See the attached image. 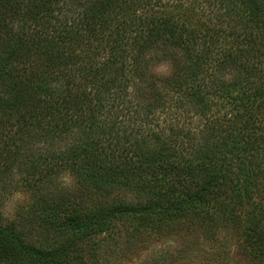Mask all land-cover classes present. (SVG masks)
<instances>
[{
    "label": "trees",
    "instance_id": "trees-1",
    "mask_svg": "<svg viewBox=\"0 0 264 264\" xmlns=\"http://www.w3.org/2000/svg\"><path fill=\"white\" fill-rule=\"evenodd\" d=\"M197 232L264 264V0H0V264Z\"/></svg>",
    "mask_w": 264,
    "mask_h": 264
},
{
    "label": "rangeland",
    "instance_id": "rangeland-1",
    "mask_svg": "<svg viewBox=\"0 0 264 264\" xmlns=\"http://www.w3.org/2000/svg\"><path fill=\"white\" fill-rule=\"evenodd\" d=\"M154 71L159 75H167L170 72L168 65H159L154 67ZM74 181L73 177L66 175L63 178L65 184H72ZM25 200V196L18 194L11 199L7 205V209H14L17 205H21ZM199 233L197 232L193 239L188 238L186 240L178 239V241H171L167 246L161 247L159 244H147L145 247H140L139 249H133L129 252L120 254L116 253L112 255H107L108 258L103 264H183L180 260H175L177 252L181 250L183 255H187V250L190 251L188 247L194 246L198 240ZM156 245V246H154ZM188 248V249H187ZM184 250V251H183ZM186 251V252H185ZM196 256L201 259L200 264H208V261L203 251L199 253L195 252ZM227 257L229 264H244L245 261L238 252V238L233 234L228 237L227 240ZM185 255V256H186ZM193 255V253H192ZM191 256V254H190ZM166 258V259H165ZM172 258V259H171ZM177 259V258H176Z\"/></svg>",
    "mask_w": 264,
    "mask_h": 264
}]
</instances>
